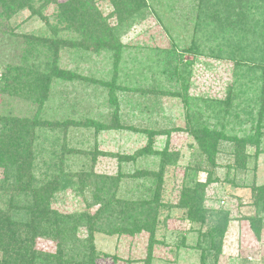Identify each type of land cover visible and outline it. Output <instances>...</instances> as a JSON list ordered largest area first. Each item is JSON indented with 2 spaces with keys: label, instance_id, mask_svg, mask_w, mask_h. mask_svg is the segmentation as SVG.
Here are the masks:
<instances>
[{
  "label": "rangeland",
  "instance_id": "obj_1",
  "mask_svg": "<svg viewBox=\"0 0 264 264\" xmlns=\"http://www.w3.org/2000/svg\"><path fill=\"white\" fill-rule=\"evenodd\" d=\"M29 1L30 6L19 9L10 19L0 17V130L4 128L2 120L25 121L35 117L37 106L30 96L26 92L4 91L2 78L11 67H24V73L31 78L49 76V54L43 44L32 47L33 38H46L53 33L58 39L72 40L75 37L73 28L88 25L83 17L73 26L66 17H55L56 4L66 0H56V4L52 0ZM142 2L143 5L135 8L139 9L136 15L131 18L125 14L122 22L115 15L111 0L90 2L101 19L116 30V38L124 47L116 70V106L108 103L107 89L96 84L111 79V54L64 48L56 55L59 69L79 75L83 80L51 78L49 98L41 109L40 118L52 123L86 119L104 122L116 111L117 120L125 129H68L63 142L90 152L89 156L92 153L94 161L91 162L83 152L67 155L63 168L68 175L65 184L62 183L64 189L55 196L54 207L67 214L92 216L95 213L99 206L89 205L93 202L91 191L96 181L85 187L79 186L78 180L90 168L95 175L110 177L121 173H143L139 179L122 178L118 197L135 199L145 192L160 191V203L166 208H162L159 218L164 223L158 224L150 260L147 259L148 235L145 232L134 236L95 233L93 244L98 254L95 264H264V206L255 207L253 202V189L264 187V130L257 146L245 148L243 167L234 163L233 143H222L213 165H209L199 155L192 137L178 133H172L168 139L170 161L162 170L160 157L149 154L151 151L162 152L165 147L166 136L160 132L172 131L185 123L183 103L171 95L177 86L175 78L168 74L170 70L161 74L165 64L160 62L171 56L174 49L182 51L190 47L198 0ZM88 4L83 3V8H88L85 7ZM129 12L131 14L133 9ZM183 58L193 61L190 98H225L234 80L229 61L204 56L194 60V56L187 53ZM260 85V80L254 77L245 84L244 89L249 91L241 97L242 110L248 111L249 99L258 93ZM153 88L158 92L152 91ZM197 104L200 109H205L202 103ZM249 129L247 123L234 127L228 135L241 137L249 134ZM152 131L157 134L153 136L149 150L146 133ZM141 149H144L143 153H140ZM121 156L136 158L120 163L118 158ZM150 173L152 175L148 178ZM208 180L200 205L203 217L194 211L190 219L184 209L176 208L180 192L185 185ZM254 217L259 220L258 235L251 228ZM223 225L225 232L221 239L211 240L217 227ZM77 233L83 238L87 229L81 226ZM37 250L53 253L55 249L50 241L39 240Z\"/></svg>",
  "mask_w": 264,
  "mask_h": 264
},
{
  "label": "trees",
  "instance_id": "obj_2",
  "mask_svg": "<svg viewBox=\"0 0 264 264\" xmlns=\"http://www.w3.org/2000/svg\"><path fill=\"white\" fill-rule=\"evenodd\" d=\"M52 1L56 4V0ZM87 2L90 5L83 8L82 4ZM90 2L91 0H66L56 4L57 19L66 17L73 26L74 22L83 17L88 23L82 28H73L75 37L72 40L58 39L53 33L46 38H33L32 47L43 44L51 56H47L48 77L37 74L39 78H31L24 73V67H11L2 77L4 91L26 92L36 104L37 111L35 117L30 120H2L4 128L0 130V264H95L98 257L93 244L95 233L107 236H134L145 232L148 235L147 259L150 260L154 235L161 222L160 211L166 208L160 203V191L152 194L145 192V195L141 194L135 199L118 197L121 180L139 179L144 176L143 173H121L110 177L95 175L90 168L88 172H83L78 180L79 186L85 187L96 181L91 191L93 202L89 205L95 208L99 206L95 213L92 216L85 213L67 214L54 207L55 196L64 189L68 175L63 168L67 155L71 152H83L85 156L90 157L91 162L94 161L92 153L89 156L90 152L72 148L63 142L66 141L65 134L68 129H125L119 124L116 111L104 122L86 119L52 123L40 118L41 109L49 98L51 78L83 80L81 76L67 74L57 67L56 55L64 48L111 54L112 77L109 81H99L96 84L107 89L108 103L112 107L116 106V70L124 47L116 38V30L111 29L101 19ZM111 3L120 22L125 14L133 18L139 10L135 8L143 5L142 0H111ZM0 4V17L10 19L19 9L30 6V1L0 0ZM197 4V21L192 27L190 47L182 51L174 49L171 56L160 60L161 64H165L161 74L170 70L168 74L173 75L177 84L175 92L171 95L180 98L185 108L183 127L160 132V135L166 136L165 147L162 152L149 153L160 157L161 170L170 161L167 151L171 152L168 139L172 133L192 137L199 155L206 159L209 165H213L222 143H233L234 163L243 167L246 159L245 148L257 146L264 130V0H198ZM32 13L36 14L35 11ZM185 53L192 54L194 60L204 56L208 59L226 60L232 64L234 80L224 99L189 97L193 61H185ZM253 77L260 80L261 85L258 93L249 99L250 107L245 111L240 108L241 97L248 93L249 89L244 87ZM152 91L158 92V89L153 88ZM195 101L202 103L205 109H200ZM247 123L250 124L249 134L241 137L228 135L234 127ZM156 134V131L146 133L149 150ZM58 135H62L63 139ZM147 147L144 148L145 153ZM144 149H141L140 153H143ZM135 158L136 156H121L118 159L121 163L131 162ZM151 175L147 174V177ZM208 182L209 180L183 186L176 208L184 209L190 219L194 211L203 217L201 211H204L200 205ZM253 202L255 207L260 204L264 206V187L253 189ZM162 222L164 223L163 220ZM258 224L259 220L252 218L251 228L256 235L259 234ZM81 226L87 229V235L83 238L77 233ZM224 232V225L217 227L216 234L210 239H221ZM39 240L53 243L54 252L37 250ZM218 244L220 245V241Z\"/></svg>",
  "mask_w": 264,
  "mask_h": 264
}]
</instances>
